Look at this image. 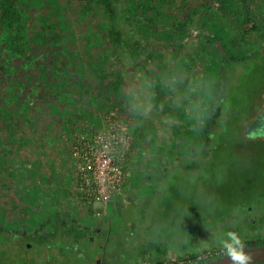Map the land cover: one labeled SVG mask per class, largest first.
Instances as JSON below:
<instances>
[{
	"label": "rangeland",
	"instance_id": "obj_1",
	"mask_svg": "<svg viewBox=\"0 0 264 264\" xmlns=\"http://www.w3.org/2000/svg\"><path fill=\"white\" fill-rule=\"evenodd\" d=\"M10 1L25 55L13 57L0 46V226L6 230L29 231L55 212H99L145 157L185 152L202 105L215 99L203 42L216 34L246 48L258 35L243 38L245 29L258 24L264 33V0H115L137 20L142 39L133 61L113 55L110 26L93 0ZM182 18L193 23L173 34ZM221 190L214 198L223 197ZM200 200L189 196L185 211L170 214L157 258L227 240L196 239L218 211L197 208Z\"/></svg>",
	"mask_w": 264,
	"mask_h": 264
},
{
	"label": "flooded vegetation",
	"instance_id": "obj_2",
	"mask_svg": "<svg viewBox=\"0 0 264 264\" xmlns=\"http://www.w3.org/2000/svg\"><path fill=\"white\" fill-rule=\"evenodd\" d=\"M250 32L258 40L246 48L217 40L216 34L203 42L201 50L210 53L215 71L211 85L215 99L202 105L195 136L189 140L192 145L185 152L145 157L142 167L137 164V172L122 182L121 191L108 197L99 212L87 210L83 217L55 212L32 222L29 231L0 226L4 264H204L216 260L226 251L223 245L167 260L164 254L156 257L161 251L154 250L156 241L164 240L168 218L185 208L189 196L201 199L210 210L218 209L217 220L196 232V239L223 236L228 240L231 231L241 235L244 248L264 246V236L258 235L264 226V33L253 24L243 31V38ZM225 130L227 136H223ZM211 157L225 159L227 168H205ZM222 184L231 185L233 191L221 190L223 197L215 201L216 188L227 187Z\"/></svg>",
	"mask_w": 264,
	"mask_h": 264
},
{
	"label": "trees",
	"instance_id": "obj_3",
	"mask_svg": "<svg viewBox=\"0 0 264 264\" xmlns=\"http://www.w3.org/2000/svg\"><path fill=\"white\" fill-rule=\"evenodd\" d=\"M93 1L101 6L105 13L107 23L110 26V43L112 45L113 55L117 56L121 54V56H127L133 61H137L139 58L138 48L141 45L140 40L142 39L139 37L140 35H138L136 29L137 20L122 12L115 3V0ZM12 8L14 7L10 0H3L0 4V46L6 47L9 50V54L13 57L24 56L25 54L23 52L25 50L19 46L24 47L25 45H17V41L15 40V38L17 39L18 36H21L23 27L15 19L17 9L11 12ZM192 21L190 18L179 19L172 26L173 34H179L185 31L193 23ZM227 130H225L223 136H227ZM227 166L228 164L225 159L219 158L217 160L215 157H211L207 161L205 168L226 169ZM220 179L224 180V177ZM204 198H207V196L204 195ZM213 200L217 201V198H213ZM201 206L203 205L201 204L196 207L199 208ZM185 209L186 207L183 208L184 211ZM5 259L6 255L2 252L0 254V264H4Z\"/></svg>",
	"mask_w": 264,
	"mask_h": 264
},
{
	"label": "clouds",
	"instance_id": "obj_4",
	"mask_svg": "<svg viewBox=\"0 0 264 264\" xmlns=\"http://www.w3.org/2000/svg\"><path fill=\"white\" fill-rule=\"evenodd\" d=\"M227 236L229 239L223 241L224 256L230 258L232 264H249L251 257L244 252V244L238 235L230 231Z\"/></svg>",
	"mask_w": 264,
	"mask_h": 264
},
{
	"label": "water",
	"instance_id": "obj_5",
	"mask_svg": "<svg viewBox=\"0 0 264 264\" xmlns=\"http://www.w3.org/2000/svg\"><path fill=\"white\" fill-rule=\"evenodd\" d=\"M244 252L251 257L249 264H264V246L244 248ZM204 264H232L230 258L222 255L218 259Z\"/></svg>",
	"mask_w": 264,
	"mask_h": 264
},
{
	"label": "built area",
	"instance_id": "obj_6",
	"mask_svg": "<svg viewBox=\"0 0 264 264\" xmlns=\"http://www.w3.org/2000/svg\"><path fill=\"white\" fill-rule=\"evenodd\" d=\"M87 168L91 170V166H88Z\"/></svg>",
	"mask_w": 264,
	"mask_h": 264
}]
</instances>
